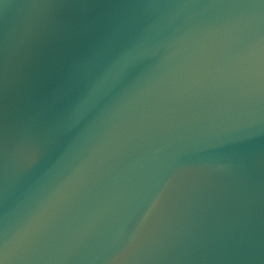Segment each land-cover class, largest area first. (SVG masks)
Returning <instances> with one entry per match:
<instances>
[{
  "label": "water",
  "instance_id": "95a60500",
  "mask_svg": "<svg viewBox=\"0 0 264 264\" xmlns=\"http://www.w3.org/2000/svg\"><path fill=\"white\" fill-rule=\"evenodd\" d=\"M0 264H264V0H0Z\"/></svg>",
  "mask_w": 264,
  "mask_h": 264
}]
</instances>
